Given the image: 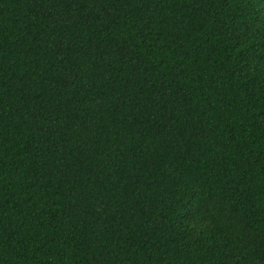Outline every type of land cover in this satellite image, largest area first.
<instances>
[{
  "label": "trees",
  "instance_id": "obj_1",
  "mask_svg": "<svg viewBox=\"0 0 264 264\" xmlns=\"http://www.w3.org/2000/svg\"><path fill=\"white\" fill-rule=\"evenodd\" d=\"M0 264H264V0H0Z\"/></svg>",
  "mask_w": 264,
  "mask_h": 264
}]
</instances>
